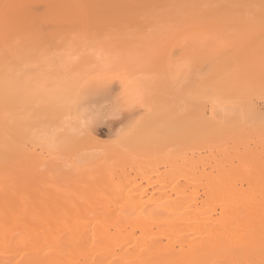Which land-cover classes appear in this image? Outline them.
I'll list each match as a JSON object with an SVG mask.
<instances>
[{"label":"rangeland","instance_id":"obj_1","mask_svg":"<svg viewBox=\"0 0 264 264\" xmlns=\"http://www.w3.org/2000/svg\"><path fill=\"white\" fill-rule=\"evenodd\" d=\"M262 42H264V0H0V55L6 56V61L10 64L7 73L13 72V77H18V81L15 80L12 87L1 85L2 92L6 91L12 95L13 99L10 101L15 106L11 102H0V108L2 107L0 111L3 110L0 112L3 114L2 118H7V120L9 118L8 121H12L11 124H13L10 130L9 125L5 132H2L5 125L0 130L3 133L2 135L0 132V141L7 146L8 156L4 157L8 158L5 161L1 158L3 155L0 156V162L3 160L6 163H1L9 166L10 162L16 159L17 164L18 160L20 164L16 168L21 167L20 170L16 169L14 172V169L10 167H8L10 172L5 170L2 182L6 186L3 185L0 188V201L6 196L3 197L2 194H7L5 197V204L9 208L7 212H15L24 200L25 194H33L32 190L34 192L36 189L38 191V188L45 189L46 187L48 194L50 191L52 194L57 192L59 194H74L75 190H72L73 187L71 189L72 183L69 184L72 182V178L76 180L73 182H77V180L86 178L87 175L89 176L87 180H92L94 176L93 181L96 180V182H92L95 185L92 187V183L89 181L91 185H86L87 183L82 185L85 186V190L86 186H91L87 187L89 191L85 192L84 187H81L83 190L78 188V190L76 189L78 192L117 194L114 192V188L117 189L118 186H121L120 182L123 181L124 191L125 188L129 191L132 189L130 194L142 192L148 182L150 187L148 183L145 189L149 191L146 192L147 194L152 191L153 194H174L175 189L180 194L184 188L182 184L185 186L184 178L181 177L184 174L181 175L180 171L178 172L181 160H177L180 165H178L179 163L174 165L171 164V159L175 158L178 153L181 154L182 149V154L187 152L185 145L191 144L200 147L199 153L208 159L209 166H206V171L212 167V174L216 175L218 168H228L231 172L226 174L225 180L230 181L233 178H238L239 182L242 180L241 184L238 183L243 187L242 199H248L252 192L264 191V152H260L258 147L259 141H264V116H260L257 120L240 119L236 116L240 107L245 104H252L257 106L261 112L264 111V85L258 81L256 74L253 75L254 71L250 66L252 54L260 50V46L264 44ZM14 49L20 51L17 53L18 57L14 56ZM15 60L24 66L27 75L31 72L30 80L26 75H23V69H19L21 66L18 62L17 66L12 65ZM7 73L4 72L5 80L8 79ZM175 92L181 97H176ZM41 98H43L42 101ZM51 99L54 102H50ZM59 103L61 104L59 105ZM44 104L47 105L46 109H42L45 107ZM174 104L177 105V108L179 105L180 108L191 113L197 110H204L207 115L212 113L216 121L227 125L236 123V132H226L216 136L206 132V128L195 121L192 131L193 139H189L187 142L178 140L174 143L177 138L179 139L174 125L173 130L171 128L178 114L174 109ZM33 109L37 111V114ZM6 111L12 113L6 114ZM21 111L24 115L19 114ZM18 114L20 119L23 118L22 122L19 120ZM26 114H29L28 119H26ZM49 114L51 115L49 116ZM34 115L36 116L34 117ZM42 117L43 119H41ZM159 118L163 120V126L166 129L157 139H163L165 145L164 142L159 141L155 144L152 152L139 151V154L135 155L134 161L130 162L132 164H126V166L130 164L128 168H121L122 164L116 162L118 172L123 169L126 171L119 172L120 175H117V172L112 178L113 180L101 177L103 180L100 181L98 176H101V171L96 170L97 166L90 162L95 161L106 149H115L119 142L125 138L135 136L136 140L142 144L149 142V138L145 134L139 133L138 130L142 124H150L151 120L155 121ZM80 123L83 124L86 132H80L81 128L78 126ZM40 125L41 129H39ZM66 130L67 132H65ZM14 132L19 135L17 136ZM32 133L35 136L31 135ZM4 134H7L8 137ZM20 134L24 138L21 136L22 139H16ZM88 134L97 138L96 144L89 141ZM6 139H8L7 142L11 140V145H6ZM41 140L44 141V145ZM15 141H18V146L14 143ZM167 141L170 144L166 143ZM56 144L59 146L58 148H56ZM174 144L175 147L172 149ZM160 150H163L164 155ZM176 150L180 152L175 153ZM11 151L17 155L10 154L9 156ZM77 152L82 155H76ZM172 152L176 155L174 156ZM33 153L38 156L37 159H40V162L39 160L35 161L38 163L36 165L39 166V170L31 160ZM66 153L69 154V157L71 155L70 161ZM55 154L59 159H56ZM83 154L92 156L91 160L88 159V164L90 163L92 166L84 165L88 160L81 159L84 157ZM165 154L167 155L165 156ZM110 155L104 158V163L100 161L103 166L106 163L104 168L112 164L116 157L115 153ZM52 156L57 161H54ZM46 158L53 161L44 166L46 169L48 166L47 171L43 167V161H49ZM116 159L118 160V157ZM150 159L153 166L149 164L140 167V164L147 163ZM141 160L143 161L140 162ZM153 160L156 161V164ZM77 161H81V164L83 161V165L80 164V166L84 168H80ZM41 162L42 164H40ZM32 164L35 166L31 167ZM55 166L57 169L61 168L60 166H63L64 170L68 169L65 173L69 171V177L73 174L76 177L79 174L80 177L74 178L75 175H73L70 178L67 177L66 181H62L65 174L59 172ZM73 166H78L79 170L76 168L78 171H75ZM130 166L132 168H129ZM42 167L45 174L48 172L46 175L54 179L52 180L50 177L49 179L41 173L43 174L41 178L38 177L41 181L36 179L37 182L32 184L31 178L34 177L30 178L28 173L35 170L34 172L39 175L40 170L43 171ZM49 169L51 170L49 171ZM172 169L175 171L173 172ZM162 170L170 176H174L172 173L176 172L177 176H174L175 178L173 176L172 178L166 177ZM51 171L56 172L52 173ZM93 171L95 174L92 176ZM155 171H158L159 175H156L158 172ZM58 172L60 174L57 175ZM31 173L34 175L33 172ZM89 173L91 174L89 175ZM22 174L28 175L27 179L24 178L26 175ZM53 175L63 176L62 182L57 180L59 177ZM125 175L126 179L122 177ZM159 177L162 179L157 180ZM139 178L142 179V182ZM149 178L155 179L150 181ZM176 179V183L173 184ZM48 180L49 182H47ZM56 180L57 182H55ZM167 180L172 181L169 183ZM58 181L62 184L60 185ZM128 181L132 184L130 185ZM50 182L54 183L53 186L56 185L52 187ZM177 182L179 183L177 184ZM104 185L108 188H105ZM66 188H69V191ZM103 188L111 191L104 192ZM137 188L139 189L137 190ZM60 190L63 191L60 193ZM128 190L125 193H129ZM176 190L175 192H177ZM39 191L41 194L45 193V190L44 193L41 192L42 189ZM200 192L202 191L199 189Z\"/></svg>","mask_w":264,"mask_h":264},{"label":"bare ground","instance_id":"obj_2","mask_svg":"<svg viewBox=\"0 0 264 264\" xmlns=\"http://www.w3.org/2000/svg\"><path fill=\"white\" fill-rule=\"evenodd\" d=\"M5 57L6 56L4 55H0V102L3 103L6 101V103H10L11 102L10 100L13 99L12 95L8 94L6 91L2 92L1 85H4V87L6 85L11 86L14 84L15 80L18 81L17 79L18 77L15 76L14 78L13 72L12 73L10 72V74L7 73V70L10 69L9 68L10 64L6 61ZM17 62L21 66L19 69L21 70L23 69V72H24L23 75H26L30 80L32 77L31 72L29 75H27V72L24 70V66H22L19 61L17 60L13 61L12 65L17 66ZM250 66L254 71L253 75L255 76L256 74L257 79H259L258 81L262 85H264V44L260 46V50L252 54V62ZM4 72L8 74L7 76L8 79L6 80L4 79L5 77ZM175 95H177L176 97L178 96L181 97V95H179L176 92H175ZM42 99L43 98H41L40 100L42 101ZM52 101L54 102V100L51 99L50 102ZM60 104L61 103H59V105ZM174 105H175L174 109L176 110V113L178 114L177 115L175 114L176 115L175 122H173L174 124L171 125L172 126L171 128L173 130V125H174V129L177 131L178 136H179V139L177 138L175 140L174 138L175 140L174 143L178 140L179 141L184 140L185 142H187L189 139L191 140L193 139L192 131L195 126V121L198 123H201L204 126V128H206L205 129L206 132H209L210 134H214L216 136H218L219 134L226 133V132L227 133L236 132V127H237L236 123H230L229 125H227V124L216 121L212 113L207 115L204 110H197L194 113H191L186 110H183L182 108L179 107V105H178V108L176 107L177 106L176 104ZM2 106L4 107L3 104ZM245 106H247L248 108L244 109L243 107ZM46 107L47 105L45 107H42V109L43 108L46 109ZM8 112H11V111H8ZM8 112L6 114H8ZM20 113L24 115L22 111L19 112V114ZM19 114H18L19 120L21 121L23 118L20 119ZM35 114H37V111ZM38 114L40 113L38 112ZM2 115L3 114L1 113L0 114V130L2 126L5 125L6 127L4 126L5 127L4 130L2 129V132H5V130L7 129V125H9L8 127H10L9 128L10 130L13 124H11L12 121L11 122L8 121L9 118L8 120L7 118L6 119L2 118ZM26 115H27L26 119H28L29 114H26ZM50 115L51 114H49V116ZM8 116L10 117V115ZM35 116L36 115H34V117ZM236 116L239 117L240 119L241 118H251L252 120H257L260 118V116H264V111L261 112L257 106H254L252 104L250 105L245 104L244 106L240 107L239 113ZM22 117H25V116H22ZM165 117L167 118V116ZM171 117L172 116H170V118ZM160 118L155 121L151 120L150 124H144V125L142 124L141 128L138 130L139 133H143L149 138V142H145L144 144H142L139 140H136L135 136H131L130 138H125L119 142L118 146H116L115 149H112V150H110L111 148L106 149L105 150L106 152L104 151L102 155H99L95 161L90 162L94 164L95 166H97L95 168L96 170L98 169V171H101L102 174L99 172L101 176L99 177L97 175L100 181L103 180L101 179V177L105 178L106 180L107 179L113 180L112 178H114V176L118 172V170H116V168H118L117 167L118 164H116V162L117 163L119 162L120 164H122L121 168L122 167L128 168V165L132 164L130 162L134 161L133 159L134 157L136 158L135 155L137 153L139 154V151H145V153L152 152L156 143H159V141L164 142L162 141L163 139L162 140L157 139L158 137L161 136L164 129H166V127L163 126V120L162 119L160 120ZM41 119H43V117ZM13 120L16 121V119L14 118ZM31 122L33 121L31 120ZM28 124L30 125L29 122ZM35 124H36V121H35ZM48 125L50 124L48 123ZM78 126L81 128V130L79 129L80 132H86L83 127V124L80 123V125ZM39 129H41V125ZM65 132H67V130ZM173 132H170V133L172 134ZM14 133H16L17 135V132H14ZM22 134H24V132H22ZM22 134H20L19 138H16L19 135L18 133V135L15 138L20 139ZM4 135L7 136V134H4ZM31 135L35 136L33 133ZM43 136L45 135L43 134ZM57 137L59 136L57 135ZM87 137L89 141H91L93 144H96L98 141L97 138L93 137L90 134H88ZM22 138L24 137L22 136ZM7 141L8 139H6V142ZM41 141L43 142L42 145H44V141L43 140ZM10 142H7L6 145H11ZM17 142L18 141L14 142L16 146L19 145L17 144ZM166 143L170 144V142L168 141ZM1 144L2 143L0 141V156L3 155V157L1 158L5 161L6 159H8V158H4V157H8L7 156V146L3 144L1 145ZM164 145H165V142H164ZM185 146H186L185 149L187 150V152L182 154L183 149L181 148L182 153L179 154L178 152L180 151L177 152V150H179L178 148L179 146H178L176 147V149L177 148L178 149L175 151V153L177 152L178 155L172 152L174 153V156L175 155L176 156L175 158L171 159L172 160L171 164H174V165L177 163H179L178 165H180V162H177V160L178 159L181 160L180 168L178 167V169L180 170H178V172L180 171L181 175L184 174L181 177L184 178L185 186H183L182 184V187L184 188L180 191V194L176 189L175 190L178 192V194H176L177 192H175V190H174V194H169V193L153 194L154 193L153 191L152 192L150 191L152 194L151 193L147 194L146 192H149V191H146L145 189L147 188L149 182L147 183L146 188L142 190V192H138L137 194H130L132 192V189L131 191H129L127 188H125V191L127 190L129 191V193L128 192L125 193L124 187L122 184L123 181L120 182L121 186H118L117 189L114 188L113 186V188L115 189L114 192H117V194H104V193L103 194H94V193L85 194V192L89 191L87 189L90 188L91 186L89 187L86 186V190H87L86 191L85 186H82V185H84L85 183H87L86 185H91L92 183V187L93 185H95V183L93 184V182H96V180L93 181L94 179L93 174H95L94 171H93L94 173H92V176H93L92 180H87L88 179L87 177H89L88 175L84 179L81 177L82 179L79 181L77 180V182H73L76 180H73L72 178V182H70L69 184L71 185L72 183L71 189L73 187L72 190L73 191L75 190L76 192L75 191L73 192L72 190L70 191L73 192L74 194H59V192H57L58 194L57 193L52 194L51 191L49 192L50 194H48L46 191V187L45 189L38 188V191H36L37 189L35 190L37 193H40L39 190L41 189L43 190L41 192L44 193V190H45L46 194L45 193L37 194L35 191L33 192V190L32 191L30 190L33 194H25L24 200L22 201L21 205L17 208L15 212H7L9 210V208L7 207V204H5V197H7V194H2L3 197L4 195L6 196L2 199V201H0V264H264V191H261L260 193L252 192L250 196L248 197V199H242L241 196L243 192V187L242 185H239L242 183V180L241 182L237 181L238 178L237 179L233 178L230 181L225 180L226 174L231 172V170L228 168H218L217 169L218 173L216 175L212 174V167L210 170L206 171V166H209L208 165L209 163L207 162L208 159L205 158L203 155L201 156V154L199 153L200 151L198 149L200 147H197L194 144L185 145ZM58 147L59 146H57L56 148ZM174 147H175V144L172 147V149ZM258 147L260 148V152H264V141L263 140L259 141ZM23 148L27 149L26 147H23ZM11 150H14V149H11ZM161 152H163V150ZM34 153L31 156L32 162L35 163V161L38 162V160L40 162V159H37L38 158L37 155H39L38 152L36 156L34 155ZM49 153L51 152L49 151ZM61 153L63 154L62 151ZM114 153L116 154L115 156L118 157V160L117 159L115 160L116 157H114L113 163L110 165H107V168H104L106 167V163H105V166L101 164V163H104V158H106L110 154L114 155ZM10 154L12 155L15 153L11 151V153H9V156ZM78 154L79 153L77 152L76 155ZM100 154H101V151H100ZM80 155L82 154H79V156ZM144 155L148 156L146 154ZM163 155H164V152H163ZM166 155L167 154H165V156ZM64 156H67V155H64ZM67 157L68 159L72 158L71 155L69 157V154ZM91 157L92 156L85 154V156L81 159L91 160L92 159ZM25 158L29 160V158L27 157ZM56 159H59L57 158V155H56ZM3 160H1V162L3 164L6 163ZM28 160L26 162H28ZM46 160H49V161H46L47 163L43 161L44 163L43 167L46 166L48 163L50 164L51 162H53L52 159L46 158ZM53 160L57 161L55 160V158H53ZM58 161H61V160H58ZM135 161H137V159H135ZM142 161L143 160H141L140 162ZM1 162H0V169L2 170H0V188L3 185H5L2 182L3 181L2 177L4 176L5 170L10 172L8 167H10L11 169H14L13 172L16 169L20 170L21 168V167L16 168L18 167L17 165L19 164V160L17 164L16 159H13L10 162L9 166H7V164L3 165ZM37 162L35 163V165L38 164ZM88 162L89 160L84 165L86 167L92 166V164L90 165V163L88 164ZM153 162H155L156 164V161L153 160ZM54 163L56 164L57 162H54ZM77 163L79 164L80 168H84L80 166L81 161L80 162L77 161ZM127 163H130V164L126 166ZM40 164H42V162ZM66 164L69 165L70 163H66ZM149 164L153 166V163H151V159L147 163L145 162L144 164H140V167L144 165H149ZM33 165L34 164L30 166L33 167ZM81 165H83V161ZM28 166H29V162H28ZM63 166H60V167L64 170L65 166L64 168ZM154 166L156 168V165ZM5 167H7L8 169ZM38 167L39 166L36 165V168ZM43 167L41 169H43ZM167 167H170V166L167 165ZM181 167H182V170H181ZM23 168L25 170L24 166ZM61 168L58 167V169L57 168L56 169L59 172L61 171L63 175L67 174V176L64 175V180H62L63 176L61 175L58 176L59 179H57L58 178L57 176H54L56 174H54L53 176L57 177L55 178L57 180L66 181V179H68L67 177H69V174H68L69 171L65 173V171H67L68 169L63 171ZM76 168L78 169V166H73V169L75 171H78L79 169L76 170ZM129 168H132V167L130 166ZM148 168H146V170ZM39 169L40 168H38L37 170ZM47 169H48V166H47ZM47 169L45 168L46 171ZM45 170L43 169L44 172L40 170L41 172L39 175L37 174V172L36 173L34 172L35 170L34 171L27 170L28 172L30 171V173L31 172L34 173V175L32 173H31L32 175L28 173L30 175L29 176L30 178L31 176L34 177V178H31V182L33 181L32 184H34L35 181L37 182V180H39L38 177L41 178V175L45 174ZM50 170L51 169H49V171ZM124 170L125 169H123V171ZM166 170L168 171V169ZM27 171H25V173H27ZM123 171L119 170V172L124 173ZM162 171L163 173H165L164 170ZM55 172H52V173H55ZM59 172L57 173V175L60 174ZM119 172L117 173V175L119 174ZM140 172H142V170ZM175 173H172V174H174V176L176 177L177 173L176 174ZM180 173H178V175ZM46 174L45 176H47ZM90 174L91 173H89V175ZM133 174L135 173L133 172ZM165 174H166V177L169 176L172 178L173 176V175L170 176L167 173ZM73 175H70V177H72ZM142 175L143 174H141V176ZM156 175H159V172ZM14 176H16L15 173H14ZM27 176L28 175H26V177L24 178L27 179ZM73 177L75 178L76 175ZM122 177H125L126 179V175ZM85 179L87 181H84ZM146 179L147 178H145V180ZM149 179L150 181L151 180L154 181L155 178L153 179L149 178ZM161 179L162 178L159 177V179L157 180H161ZM57 180L55 182H57ZM106 180L104 181L105 183H106ZM147 181L149 180L147 179ZM171 181L169 180L168 182L171 183ZM175 181H177V179L174 180L173 184L176 183ZM178 181H179V178H178ZM47 182H49V180ZM61 182H59L60 185L62 184ZM140 182H142V179L140 180ZM128 183L130 182L128 181ZM132 183H133V180H132ZM132 183H130V185ZM178 183L179 182H177V184ZM50 184H52L50 185L52 187L56 185L55 184L53 186L54 183H51V182ZM173 184L172 186L170 185L172 187V190L174 188ZM81 187L82 188L84 187L83 189L85 190V192L77 191L78 188H81ZM149 187H150V183H149ZM105 188H108V187L105 186ZM162 188L160 189L162 190ZM68 189L66 188V190ZM138 189L139 188H137V190ZM199 189L202 192L199 193ZM50 190H51V187H50ZM107 190L105 189L102 191L105 192ZM52 191L55 192V190H52ZM61 191L63 190H60V193ZM170 192H171V188H170Z\"/></svg>","mask_w":264,"mask_h":264},{"label":"crops","instance_id":"obj_3","mask_svg":"<svg viewBox=\"0 0 264 264\" xmlns=\"http://www.w3.org/2000/svg\"><path fill=\"white\" fill-rule=\"evenodd\" d=\"M19 49H20V48H19ZM18 51H19V50H16V49H14V53H15V55H14V56H15V57H18V55H19V54L17 55V53H19V52H20V51H19V52H18Z\"/></svg>","mask_w":264,"mask_h":264}]
</instances>
